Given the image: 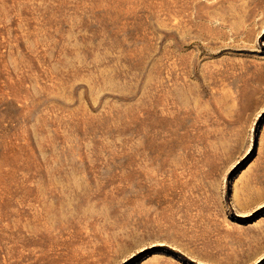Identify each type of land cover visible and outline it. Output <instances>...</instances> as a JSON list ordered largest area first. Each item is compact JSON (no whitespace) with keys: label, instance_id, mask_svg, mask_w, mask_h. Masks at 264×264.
I'll return each instance as SVG.
<instances>
[{"label":"rangeland","instance_id":"rangeland-1","mask_svg":"<svg viewBox=\"0 0 264 264\" xmlns=\"http://www.w3.org/2000/svg\"><path fill=\"white\" fill-rule=\"evenodd\" d=\"M0 264H264V0H0Z\"/></svg>","mask_w":264,"mask_h":264}]
</instances>
